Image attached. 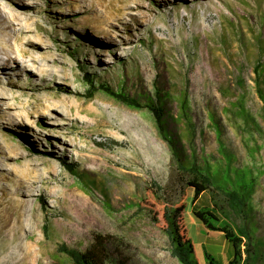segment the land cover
<instances>
[{"label":"rangeland","instance_id":"374dc122","mask_svg":"<svg viewBox=\"0 0 264 264\" xmlns=\"http://www.w3.org/2000/svg\"><path fill=\"white\" fill-rule=\"evenodd\" d=\"M132 1L112 0L129 9L119 17L84 0H22V18L41 39L32 47L37 68L17 85H0V201L13 205L17 222L0 230V264L10 254L28 264L27 251L29 264H55L58 245L82 250L94 236L111 239L127 264H180L137 208L154 184L175 191L169 145L148 110L101 92L85 98V74L141 104H161L182 160L222 175L223 144L234 166L257 180L252 219L264 238V122L251 70L256 39H264V0H138L139 8ZM1 10L9 11L3 0ZM11 21L17 31L20 21ZM241 105L254 122L245 123ZM185 202L196 258L204 264V248L226 264L230 247L196 221L189 196ZM207 204L203 194L193 208Z\"/></svg>","mask_w":264,"mask_h":264},{"label":"trees","instance_id":"16d2710c","mask_svg":"<svg viewBox=\"0 0 264 264\" xmlns=\"http://www.w3.org/2000/svg\"><path fill=\"white\" fill-rule=\"evenodd\" d=\"M241 46L244 48V43ZM256 46L259 57L251 70L254 75L255 92L262 104L260 116L264 122V39L257 38ZM84 80L90 88L84 95L87 99L94 93L101 92L129 108L148 110L159 136L169 145L175 161L173 176L175 191L172 193L169 189L154 184L155 189L145 191L137 208L167 237L171 256L180 264H200L184 224L185 201L189 196L192 215L196 221L206 232L219 233L226 245L230 247L231 254L226 264H264V238L257 236L252 219L254 210L251 198L257 186V180L252 173L235 167L231 155L227 154L223 144L221 150L227 162L222 175L212 173L206 165L196 163L194 157L192 161L182 160L174 147L172 137L166 131L161 104L153 105L151 102L141 104L136 99L121 91H114L105 84L96 85L89 74L84 75ZM234 80L235 85L240 86L243 77L236 74ZM234 92L237 93L235 89ZM241 101H244L243 98ZM238 109L245 123L254 122L243 105ZM66 167L75 178L81 181L73 166L66 165ZM80 184L86 186L85 183ZM203 194L208 196L209 205L193 208ZM44 228L46 229L45 226ZM112 245L111 239L101 236H94L92 243L82 250L68 248L61 244L56 250L61 259L55 264H127L116 246L111 249ZM202 250L204 264H217L208 250L204 248Z\"/></svg>","mask_w":264,"mask_h":264},{"label":"bare ground","instance_id":"6f19581e","mask_svg":"<svg viewBox=\"0 0 264 264\" xmlns=\"http://www.w3.org/2000/svg\"><path fill=\"white\" fill-rule=\"evenodd\" d=\"M3 1H5L6 6L9 8V11L8 12H4L2 10L0 11V54L2 55L0 56V75L6 77L5 82L4 83L0 82V85L4 84L6 86H14L17 85L15 80L17 79L20 80L18 77L22 72H24L26 69L34 70L37 68V61L35 57L32 56V47L34 43L40 40L41 38L35 32L29 30L28 27L29 24L26 21L27 18H22V16H27L26 11L23 9L24 6L22 4V0H3ZM68 1L74 2L76 0H61V3H66ZM77 1H79V4L82 3V0H77ZM84 1H89L92 4L95 3L96 5H103L104 8H106L110 13L119 17L125 14V10H129L128 7L124 4L117 6L116 9L115 7L113 8L112 0H84ZM118 1L124 3L126 1H132V0H118ZM133 2L135 3V8L140 7V3L138 0H133L132 3ZM11 20L20 21V25L17 31L14 30ZM11 40L15 41L14 50L11 44ZM25 58L27 60H24ZM11 72L13 74H11ZM20 183L21 181L19 182L17 189L22 194V186ZM9 200L12 201L11 199ZM15 204L17 203L15 202ZM13 214H14L13 205L12 204L4 205V203L0 201V230L4 229V231L10 232L15 227V223L17 224V222L14 221ZM25 255L29 257L28 259V264H29L31 260L30 258L32 256L31 251H29V253L27 251ZM14 260H15V256L12 257V255L10 254L8 256V259L4 262V264L6 263L19 264L17 263V261L14 262Z\"/></svg>","mask_w":264,"mask_h":264},{"label":"water","instance_id":"95a60500","mask_svg":"<svg viewBox=\"0 0 264 264\" xmlns=\"http://www.w3.org/2000/svg\"><path fill=\"white\" fill-rule=\"evenodd\" d=\"M88 90H89V89H88ZM88 90H87V91H88Z\"/></svg>","mask_w":264,"mask_h":264}]
</instances>
